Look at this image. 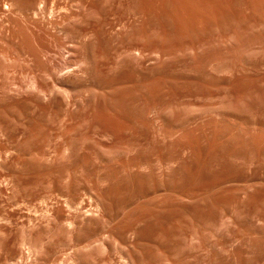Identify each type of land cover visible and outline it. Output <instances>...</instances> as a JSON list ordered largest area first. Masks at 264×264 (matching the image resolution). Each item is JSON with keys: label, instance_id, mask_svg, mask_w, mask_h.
I'll return each instance as SVG.
<instances>
[{"label": "rangeland", "instance_id": "374dc122", "mask_svg": "<svg viewBox=\"0 0 264 264\" xmlns=\"http://www.w3.org/2000/svg\"><path fill=\"white\" fill-rule=\"evenodd\" d=\"M248 1L0 0V158L7 159L6 165L0 166V201L38 198L47 187H63L70 178L87 187L101 180L102 172L92 164L94 152L88 145H82L75 158L86 166L71 172L56 164L25 169L13 164L20 156L14 149L16 147L36 149L44 156L48 154L49 159H55L63 142L55 136L70 119L64 117L62 108L54 109L48 101H36L33 94L25 90L5 95L9 87L25 84L31 73L39 72L35 71L39 68L31 56L32 49L39 44L50 48L51 56L65 57H54V62L67 60L65 49L61 48L68 47L70 40L63 31H55L51 23L64 21L63 26L69 30L80 28L86 33H94L96 38L107 37L113 29L126 35L138 31L143 36L141 41L131 39L123 47L106 50L103 55H99L98 45L93 47L99 88L95 101L91 110L71 112L72 119L66 121V125L77 127L82 124L81 127L78 125L79 132L92 137L94 142L115 147L135 144L143 154L153 151L168 153L173 147L174 156H178V164L173 167L179 169L174 173V190L191 196L187 199L174 196L155 200L143 207L145 264H172L173 261L174 264H201L205 256L209 264H264V250L252 246L254 227L264 221V156L239 152L232 157L228 154L229 148L222 144L224 140L213 139L209 135L196 134L185 140L179 133L163 136L148 127L138 131L124 117L128 96L144 91L152 93L147 97L160 111L168 105H207L227 101L223 91L215 90L217 83L193 77L183 70L189 64L188 39L194 36L216 38L214 22L224 30L235 25ZM181 21L184 28L180 26ZM136 46L141 47L144 54V63L139 68L129 64L117 70L110 68H113L114 58L121 49L125 51ZM78 50L81 55L83 51ZM157 50L164 51L166 57L162 67L154 70ZM52 78L43 80L42 84L46 83L49 88L54 86L57 79ZM261 80L255 75L238 77L232 80L229 94L251 96L256 93L259 99H264ZM57 96L55 101H60V96ZM47 106L52 110L46 111ZM251 111L264 115V103ZM183 112L186 113L185 110ZM90 118L95 129L86 125ZM38 124L43 125L41 130V127H37L39 130L35 128ZM195 126L191 124L189 128ZM94 130L98 134L110 131L112 137L106 141ZM30 131L32 140L26 142V133ZM40 157L35 162L43 159ZM68 173H71L70 178L66 176ZM158 174L154 171L155 177ZM146 180L148 175L137 176L120 171L109 182L112 188L107 194L119 199L138 195L139 191L149 188ZM248 186L251 187L247 189ZM197 240L205 242V246L192 250L191 243H197Z\"/></svg>", "mask_w": 264, "mask_h": 264}, {"label": "bare ground", "instance_id": "6f19581e", "mask_svg": "<svg viewBox=\"0 0 264 264\" xmlns=\"http://www.w3.org/2000/svg\"><path fill=\"white\" fill-rule=\"evenodd\" d=\"M63 22L55 21L51 26L55 31H63L70 40V44H66L68 47L61 48L65 49L67 60L54 62L57 54L51 56L52 51L44 45L39 44V48L36 46L35 50L31 48V56L38 65L36 68H39L35 71L39 72L31 73L25 84L9 87L5 95L25 90L33 94L36 101H48L54 109L62 108L64 117H70L66 121L70 122L71 112L91 110L99 89L93 47L98 45V53L103 55L104 51L117 46L123 47L131 39L141 41L143 36L138 31H131L126 35L113 29L107 37L96 38L94 33L93 36L80 28H73V25V30H69L67 26L64 27ZM180 26H184L182 21ZM214 26L216 38L200 39L194 36L191 40L188 39L189 64L183 70L193 77L217 83L215 90L223 91L228 100L207 105H168L160 111L147 97L152 93L144 91L142 94L128 96L124 117L138 131L148 127L163 136L179 133L185 140L196 134L209 135L213 139L224 140L222 144L229 148L228 154L232 157L239 152L264 156V115L251 111L263 104L264 99H259L256 93L251 96L229 94L232 80L238 77L260 76L264 85V0H249L245 4L244 13L242 11L238 16L237 23L226 30L217 22H214ZM46 31L48 32L47 29ZM137 46L125 51L121 49L114 58L113 68H110L117 70L128 64L139 68L144 63V54L141 47ZM79 48L83 51L81 55ZM155 57L157 64L152 68L158 70L162 67L166 54L157 50ZM51 77L57 79V82L54 80L56 84L50 88L46 83L44 86L42 81ZM57 95L60 96V101H55ZM48 106L46 111L51 108ZM66 121L64 128L62 126L63 130L55 136L63 139L55 159H49L48 154L46 157L36 149L27 147L28 149L22 150L16 147L14 149L20 156L13 164L23 169L56 164L71 172L86 166V163L75 158L81 152V146L88 145L94 152L92 164L102 172L101 180L92 187L80 186L70 178L71 173H68L66 176L70 179L63 187L49 186L38 198L21 197L0 201V264H145L146 223L143 207L155 200L174 196L187 199L191 196L174 190V173L179 169H174L173 165L178 164V156H174L173 147L168 153L153 151L143 154L135 144L115 147L97 143L92 137L79 132L78 128L82 124H78L80 127L68 126ZM87 121L88 127L94 126L92 118ZM191 124L196 125L195 128H189ZM38 125L35 128L41 127V130L43 125ZM94 131L97 133V130ZM109 132L104 130L97 134L109 141L112 137V132ZM24 140H32L31 131L26 133ZM39 157L43 159L35 162ZM73 158L75 160L71 162ZM6 163V158H0V166H5ZM120 171L137 176L148 175L146 184L149 188L139 191L138 195L122 199L111 198L107 194L112 188L109 182ZM154 171L159 173L156 177ZM80 192L84 194L81 195ZM15 219L19 221L16 222ZM254 235L252 246L264 250V221L255 225ZM194 242L191 243L192 250L205 246L203 241L197 240L196 244ZM200 263L209 264V261L205 256Z\"/></svg>", "mask_w": 264, "mask_h": 264}]
</instances>
